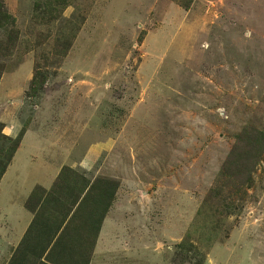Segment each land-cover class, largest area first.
<instances>
[{
  "label": "rangeland",
  "instance_id": "374dc122",
  "mask_svg": "<svg viewBox=\"0 0 264 264\" xmlns=\"http://www.w3.org/2000/svg\"><path fill=\"white\" fill-rule=\"evenodd\" d=\"M26 132L96 155L27 205L71 206L74 172L117 186L112 264H264V0H0V171Z\"/></svg>",
  "mask_w": 264,
  "mask_h": 264
},
{
  "label": "crops",
  "instance_id": "0c3cea01",
  "mask_svg": "<svg viewBox=\"0 0 264 264\" xmlns=\"http://www.w3.org/2000/svg\"><path fill=\"white\" fill-rule=\"evenodd\" d=\"M29 137L30 132H26L24 140L17 148L13 159L0 179V249L1 252L5 251L2 256L5 258L0 257V264H112L111 260L107 261L111 256H105L107 243L102 240L103 226L105 227V224L109 222L110 228L120 229L122 227L121 222L123 221H119L113 216L119 207L117 204L118 195L115 193V199L117 198L113 203L115 208L107 209L96 239L93 241L90 239V245L85 247L84 251L81 241L87 232L85 230L89 227L86 222L83 223L85 226L81 222H77L75 216L79 213L77 216L81 217L80 213L85 201L82 199L87 188L72 201L71 206L65 207L64 210L52 207L53 199L45 198L51 192L44 193L49 190L52 184H55L59 165L89 167L92 163L91 160L96 155H85L76 164L67 147L66 159L63 157L64 161H60L57 156L56 162H53L51 159L53 149H46L42 145L37 150L35 145L26 147L25 139ZM30 148L32 149L30 150ZM66 160L67 162H65ZM103 168L105 169V167ZM38 173H41L40 176ZM102 175L106 174L102 173ZM102 175L74 173L75 182L85 184L88 182L89 185L95 183L96 179L98 181L106 179L101 177ZM36 186H39V189L44 192L40 190L37 202L35 200L29 206L27 202L37 188ZM54 200L57 201L55 198ZM91 204L94 206V210L101 203L93 200ZM89 211L91 212V210ZM105 229L107 228L105 227ZM86 235L88 236V232ZM113 242L115 243L114 239ZM82 244L84 245V242Z\"/></svg>",
  "mask_w": 264,
  "mask_h": 264
},
{
  "label": "trees",
  "instance_id": "16d2710c",
  "mask_svg": "<svg viewBox=\"0 0 264 264\" xmlns=\"http://www.w3.org/2000/svg\"><path fill=\"white\" fill-rule=\"evenodd\" d=\"M180 4V6H182L183 8H187L188 7V5L187 4H184V3H179ZM189 4V3H188ZM15 148V147H14ZM15 150V149H14ZM233 152H235V148H234V150H233ZM4 170H5V168H2L1 169V174H0V176L3 174V172H4ZM70 171V168L68 167V166H64L63 168H62V172L60 173V175L63 173V171ZM74 173H76V172H74ZM96 180H98V179H96ZM101 181L100 182H106L107 183V181L108 180H106V179H100ZM88 183V182H87ZM87 183L86 184H84V186L82 187V189H81V191H80V194L81 193H83L84 192V190L86 189V186H88L87 185ZM116 185L115 184H113V185H111L110 187H109V189L107 190L108 192H107V198H105V196H106V194H104V192H102V190H100V189H98L97 188V184H96V182L95 183H93V184H91V185H89L88 187H87V191L85 192V194H84V197H83V199H82V201H84L86 198H87V196L88 195H90V193L92 192V196L95 198V200H97L99 203H102V202H104V198L105 199H107V201L105 200V202H106V205H105V207H104V209L102 210V213L100 214V216L98 217L97 215H98V212H99V210H98V208L97 207H95V211H93V213H90L89 214V217L90 218H88L87 220L88 221H90V224H94V225H96V228H95V230H96V232H98V230H99V228H100V224H101V222H102V219H103V217H104V215H105V213H106V211H107V209H108V206H109V204H110V202L112 201V199H113V196H114V194H115V192H116ZM100 190V191H99ZM99 191V192H98ZM104 191V190H103ZM106 191V190H105ZM67 210V209H66Z\"/></svg>",
  "mask_w": 264,
  "mask_h": 264
}]
</instances>
